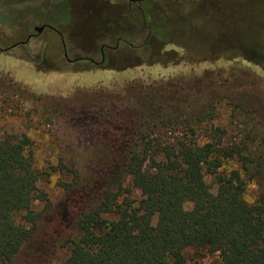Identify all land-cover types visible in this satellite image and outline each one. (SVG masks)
Instances as JSON below:
<instances>
[{"label": "trees", "instance_id": "obj_1", "mask_svg": "<svg viewBox=\"0 0 264 264\" xmlns=\"http://www.w3.org/2000/svg\"><path fill=\"white\" fill-rule=\"evenodd\" d=\"M6 77L0 74V85L17 94ZM203 84L128 85L123 96L100 87L66 98L36 93L34 100L79 143L95 149L100 171L54 205L38 188L43 173L32 155L12 137L0 140V264H187L190 250L215 256L217 264H264V150L249 143L250 134L232 146L222 144L226 131L218 127L204 144L194 129L172 144L149 140L163 122L154 111L190 105ZM249 114L246 124L258 126ZM233 158L241 169L221 177L224 161ZM119 173L128 184L112 181ZM247 181L258 192L252 204L243 199ZM37 203L44 205L40 212ZM57 254L64 258L54 262Z\"/></svg>", "mask_w": 264, "mask_h": 264}, {"label": "rangeland", "instance_id": "obj_2", "mask_svg": "<svg viewBox=\"0 0 264 264\" xmlns=\"http://www.w3.org/2000/svg\"><path fill=\"white\" fill-rule=\"evenodd\" d=\"M127 2L0 0V74L8 76L17 92L0 85V140L12 137L22 144L25 155H32L34 167L43 173L38 188L54 205L76 183L91 185L100 161L95 149L79 143L34 100L36 93L66 98L76 89L100 87L123 96L128 85L174 90L201 82L205 84L199 100L154 111L163 122L150 133L152 145L175 143L188 129H194L197 142L204 144L218 127L226 131L223 145L239 143L249 133V143L264 150V0H142L129 11L124 10ZM114 5L120 9L114 10ZM137 8L143 10V18ZM38 24L46 26L40 36L24 48H13ZM118 39L122 41L116 51L104 49L106 61L101 66L84 61L77 70L62 56L61 41L67 44L70 59L99 63L100 47H114ZM237 104L242 112L234 109ZM245 110L258 126L246 124ZM240 169L233 158L224 161L218 174L228 177ZM112 181L129 182L121 173ZM205 182L215 193L214 177L205 176ZM134 197L139 199L137 192ZM257 198L256 186L247 181L243 199L252 204ZM43 207L35 204L37 212ZM59 257L64 255L57 254L54 262ZM186 258L187 264L218 262L215 256L194 250L187 251Z\"/></svg>", "mask_w": 264, "mask_h": 264}, {"label": "flooded vegetation", "instance_id": "obj_3", "mask_svg": "<svg viewBox=\"0 0 264 264\" xmlns=\"http://www.w3.org/2000/svg\"><path fill=\"white\" fill-rule=\"evenodd\" d=\"M128 2H127V4H128V6L127 7H124V10H127V11H129L130 10V6L132 5V4H134V3H139L140 2V0H127ZM114 10H119L120 9V7H116V5H114L113 7H112ZM93 9V8H92ZM138 9V12H139V14L142 16V18H143V10L142 9H140V8H137ZM46 29V26H43V25H33V27L31 28V32L33 33V34H28L27 35V37H26V39L24 40V41H22V42H18L17 44H15L14 45V47L13 48H16V47H19V46H21V47H25V46H27L28 44H29V42H30V40L31 39H33V38H36V37H38V36H40L41 34H42V32L44 31ZM120 41H122L121 39H118L117 40V43H116V46H114V47H108V46H106V45H102L101 47H100V53H101V60H100V62L98 63V62H96V61H94V60H92V59H90V58H81V57H74V59H70L69 58V53H68V48H67V44L66 43H64V42H62L61 41V46H62V56H63V58H64V60H65V62L67 63V64H69V65H72V66H75V67H77V70L78 69H81V68H79V62H84V61H86V62H89L90 64H92V65H94V66H101V65H103L104 63H105V61H106V57H105V54H104V49L106 48V49H108V50H111V51H116V49H117V46H118V44H119V42ZM1 52H2V50H0ZM5 51V50H4Z\"/></svg>", "mask_w": 264, "mask_h": 264}, {"label": "water", "instance_id": "obj_4", "mask_svg": "<svg viewBox=\"0 0 264 264\" xmlns=\"http://www.w3.org/2000/svg\"><path fill=\"white\" fill-rule=\"evenodd\" d=\"M140 1H142V0H140Z\"/></svg>", "mask_w": 264, "mask_h": 264}]
</instances>
